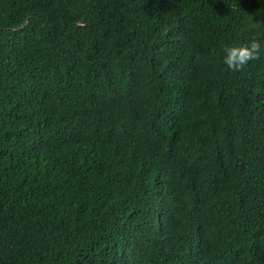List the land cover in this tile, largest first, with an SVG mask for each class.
Returning <instances> with one entry per match:
<instances>
[{
    "label": "trees",
    "instance_id": "trees-1",
    "mask_svg": "<svg viewBox=\"0 0 264 264\" xmlns=\"http://www.w3.org/2000/svg\"><path fill=\"white\" fill-rule=\"evenodd\" d=\"M250 39L264 0H0V264H264Z\"/></svg>",
    "mask_w": 264,
    "mask_h": 264
},
{
    "label": "clouds",
    "instance_id": "clouds-1",
    "mask_svg": "<svg viewBox=\"0 0 264 264\" xmlns=\"http://www.w3.org/2000/svg\"><path fill=\"white\" fill-rule=\"evenodd\" d=\"M262 51H264V45L258 40L250 39L247 44L240 46H225L222 62L228 69L238 70L249 61L258 59Z\"/></svg>",
    "mask_w": 264,
    "mask_h": 264
}]
</instances>
